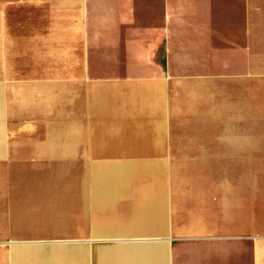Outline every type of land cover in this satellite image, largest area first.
Instances as JSON below:
<instances>
[{
	"label": "crops",
	"instance_id": "1",
	"mask_svg": "<svg viewBox=\"0 0 264 264\" xmlns=\"http://www.w3.org/2000/svg\"><path fill=\"white\" fill-rule=\"evenodd\" d=\"M17 31L24 46L64 49L59 60L65 75L41 80L65 79L72 91L95 85L121 92L147 89L154 101L158 96L154 114L136 118L158 124L159 133L167 118L157 116L169 115L173 101L180 111H190L183 97L197 96L205 87L212 98L221 92L230 98L243 96L246 103L264 98V0H0V46L13 45ZM87 79L96 80L74 83ZM38 85L53 86L38 84L34 72L0 70V158L27 156L6 153L15 148L29 152V145L17 140L42 137L37 130L30 133L31 127H41L40 114H31L28 104L13 102L20 90L27 98L32 91L39 97ZM15 126L23 129L13 137L14 131L6 128ZM249 140L264 145V134ZM214 141L209 137L205 142ZM255 148L252 155L257 156ZM225 181L208 180L206 198L193 204L197 212L188 219L192 222L173 224L172 219L162 231L160 226L158 237L112 236L103 243L97 231L90 232L86 236L98 237L91 247L102 246L90 258L93 263L86 260L85 245H64L49 246L62 255L59 260L46 255L47 250L31 260L14 256L29 249L0 247V264H262L264 224L235 215L243 204L255 206L257 186L243 199L233 190L237 184L233 189L222 185L230 189L222 192L215 185ZM126 229L143 233L154 227Z\"/></svg>",
	"mask_w": 264,
	"mask_h": 264
},
{
	"label": "rangeland",
	"instance_id": "2",
	"mask_svg": "<svg viewBox=\"0 0 264 264\" xmlns=\"http://www.w3.org/2000/svg\"><path fill=\"white\" fill-rule=\"evenodd\" d=\"M18 28L20 31V25ZM17 34L19 37L10 41L13 45L0 46V70L37 73L38 84L51 83L60 86L70 83L65 79L41 80L44 77L65 75V65L59 60L64 59L63 48L38 50L36 46H24L20 37L21 32L17 31L15 35ZM94 80L96 79L76 80L74 83L84 81L91 84ZM85 90L80 91L83 93L84 102L82 117L77 122L80 142L75 146L76 152L69 158H54L55 155L43 157V153L33 150L20 152L17 148L6 154L27 156L0 158V170H15L22 167L38 169L39 166L36 165H40L39 168L44 172L45 163L47 168L45 176H49L47 173L56 168H62V165L58 164L72 163L79 181L78 211L83 231L76 236L60 235L59 229L53 224H47L46 229H30L19 227L7 219L0 223V247L29 249V252L21 255L15 253L14 256L29 257L33 260L36 256L45 255L44 250H47L46 255L49 256V246L85 245L88 251L86 260L93 263L94 260L90 258L102 246L96 245L92 248L98 237L86 236L87 234L97 231L102 236L103 243H109L112 236H127L124 237L127 239L144 235H149V238L158 237L156 233L160 226L162 231L171 225L172 219L173 224L191 223L192 221L189 222L188 219H192L191 215L197 212L193 206L194 202H202L206 198L203 191L209 186L208 180L218 179L227 180L222 184H215L219 186L221 192L230 190L222 185L233 189L232 185L237 184L238 188L233 190L238 191L243 199L248 198L249 189L257 186L256 191L259 194L256 196L255 206L243 204L235 215L238 220L264 224V145L255 140L248 141V137L253 134H264V98L254 97L252 102L246 103L243 96L230 98L221 92L207 105H202L200 98L197 100L191 97L190 102L199 103L200 106L199 104L189 106L191 103L183 97L186 104H189L190 111H180L173 101L169 115L157 116L167 118L162 121V131L159 133L158 124L149 120L139 121L140 117L154 114L153 110L160 100L158 96L155 97L156 101H152L150 108L143 109L140 113L129 107L115 112L104 110L103 104L96 102L100 92L106 94L109 89L102 90L92 85ZM98 90L100 92H97ZM147 91L140 89L119 92L132 97L138 93L145 94ZM48 115L51 116L53 113L50 112ZM67 117L64 115L61 118L66 121ZM54 119L58 118L53 117L50 123H54ZM117 125L128 128L143 126L147 133L137 141L103 142L102 136L118 130V127L112 128ZM22 129L21 126L6 128L10 134L14 131L13 137ZM101 129L104 130L103 134ZM3 130L4 127L0 125V141ZM36 130L34 129V132ZM40 132L37 130L36 133ZM209 137L215 140L211 144L212 147L205 142ZM10 138L8 134L7 139ZM104 138L108 139L109 134L104 135ZM253 146L256 147L257 156L252 155ZM157 148L164 151L159 152ZM153 151L156 153L153 154ZM235 179L238 181L233 183L232 180ZM2 185L6 202L1 207L9 211L7 199L14 187L7 182ZM138 209L141 210L140 215L143 214L140 218L142 223L132 219L128 226L143 227L152 224L154 229H144L143 233H132L131 231L135 230L126 229L124 218L128 213L139 212ZM199 210L204 213V209ZM230 211H227L229 215L232 214ZM262 249L264 250L263 246Z\"/></svg>",
	"mask_w": 264,
	"mask_h": 264
},
{
	"label": "bare ground",
	"instance_id": "3",
	"mask_svg": "<svg viewBox=\"0 0 264 264\" xmlns=\"http://www.w3.org/2000/svg\"><path fill=\"white\" fill-rule=\"evenodd\" d=\"M38 86L39 97L32 91L29 92L27 98L26 94L20 90L14 93L13 102L19 106L28 104L32 107L31 114L35 116L40 114L41 127H31L30 133L34 129H39L42 137H29L17 141L20 144H26L27 147L29 145V151L33 150L37 153H43V157L55 155L56 157L54 158H69L72 153L76 152L75 146L80 142V136L77 133L79 123L77 122L82 117L83 93L80 91L73 92L67 85ZM206 90L207 88L205 87L201 94L193 96L196 99L200 98L202 105H207L213 100L212 97H209ZM97 92H100V90ZM150 98L153 97L148 91L145 94L127 97L119 91L109 90L106 94L100 92L96 102L103 104L104 110L119 112L124 107H129L140 113L143 109H148L152 106L153 99ZM186 100L190 102L189 97ZM50 112L53 115L49 116ZM64 115L68 116L65 119L66 121L61 118ZM53 117L58 119H54L55 122L50 123ZM116 127L119 129L104 134H109L108 139H105L104 135L102 136L103 142H108L109 140L137 141L141 139L143 134L147 133L146 128L143 126L128 128L124 127V125H117L112 128ZM128 129H130L129 133ZM101 132L103 134L104 130L101 129ZM16 133L20 134L21 130ZM43 165L44 172L39 168L40 165H36L39 166L38 169L22 167L15 170H0V223L9 219L19 227L30 229H46L47 224H53L59 229L60 235H79L83 231L78 211L80 198L79 181L77 174L74 173L72 163L58 164L62 165V168H56L54 171L47 173L49 176H45L47 168H45V163ZM113 176L110 175V177ZM6 182L11 183L14 187L7 199L10 205L9 211L1 207L6 202L3 197L4 190L2 189V184ZM140 212L141 210L128 213L123 220L125 227L133 228V226H128L132 219L142 223L140 218L143 217V214L140 215ZM150 225L152 224L147 226ZM30 231L33 232V230ZM50 250L49 254L55 260L62 258L59 252ZM261 256L262 264H264L263 249Z\"/></svg>",
	"mask_w": 264,
	"mask_h": 264
}]
</instances>
